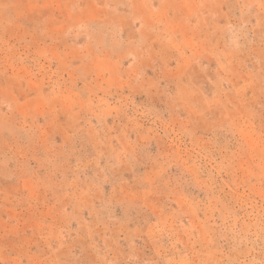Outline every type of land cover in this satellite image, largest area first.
<instances>
[{"label": "rangeland", "instance_id": "obj_1", "mask_svg": "<svg viewBox=\"0 0 264 264\" xmlns=\"http://www.w3.org/2000/svg\"><path fill=\"white\" fill-rule=\"evenodd\" d=\"M0 264H264V0H0Z\"/></svg>", "mask_w": 264, "mask_h": 264}]
</instances>
